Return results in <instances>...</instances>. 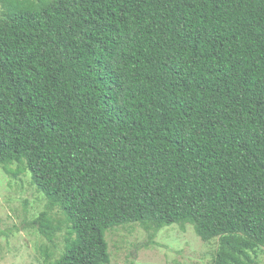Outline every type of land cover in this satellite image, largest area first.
Returning <instances> with one entry per match:
<instances>
[{
	"label": "trees",
	"instance_id": "16d2710c",
	"mask_svg": "<svg viewBox=\"0 0 264 264\" xmlns=\"http://www.w3.org/2000/svg\"><path fill=\"white\" fill-rule=\"evenodd\" d=\"M0 167L46 197L44 264L130 223L260 264L264 0H0Z\"/></svg>",
	"mask_w": 264,
	"mask_h": 264
},
{
	"label": "rangeland",
	"instance_id": "374dc122",
	"mask_svg": "<svg viewBox=\"0 0 264 264\" xmlns=\"http://www.w3.org/2000/svg\"><path fill=\"white\" fill-rule=\"evenodd\" d=\"M46 201L31 183L29 172L13 176L0 167V264H44L41 248L47 240L27 224L45 208ZM164 228L155 237L139 223L110 229L111 264H210L217 247L214 241L204 242L191 225ZM62 249L59 235L53 254L58 256ZM257 258L264 264V247Z\"/></svg>",
	"mask_w": 264,
	"mask_h": 264
}]
</instances>
